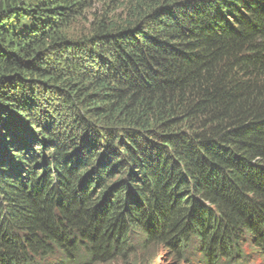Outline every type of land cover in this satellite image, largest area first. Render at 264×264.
Here are the masks:
<instances>
[{
    "label": "trees",
    "instance_id": "1",
    "mask_svg": "<svg viewBox=\"0 0 264 264\" xmlns=\"http://www.w3.org/2000/svg\"><path fill=\"white\" fill-rule=\"evenodd\" d=\"M245 245L264 256V0H0V264Z\"/></svg>",
    "mask_w": 264,
    "mask_h": 264
},
{
    "label": "rangeland",
    "instance_id": "2",
    "mask_svg": "<svg viewBox=\"0 0 264 264\" xmlns=\"http://www.w3.org/2000/svg\"><path fill=\"white\" fill-rule=\"evenodd\" d=\"M95 5H93V7L85 13V15L87 14L86 16L89 17V14H93L95 12L98 13L102 10L101 4L96 3ZM243 249L245 250V258L241 260V264H264V256L260 255L259 253H256V251H254L248 245H245ZM140 263L141 264H199L194 262L193 258H189V261L187 260L181 262L171 259L168 252L163 247L153 248L151 250L142 252ZM112 264H120V263L115 261Z\"/></svg>",
    "mask_w": 264,
    "mask_h": 264
}]
</instances>
